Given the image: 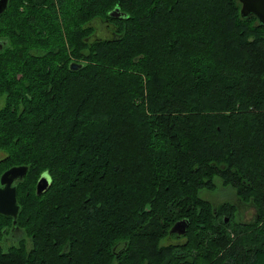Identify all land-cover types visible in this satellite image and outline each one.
I'll use <instances>...</instances> for the list:
<instances>
[{
  "label": "trees",
  "instance_id": "trees-1",
  "mask_svg": "<svg viewBox=\"0 0 264 264\" xmlns=\"http://www.w3.org/2000/svg\"><path fill=\"white\" fill-rule=\"evenodd\" d=\"M241 7L239 0H8L0 12L7 156L0 173L27 165L29 185L50 175L31 225L45 219L51 237L81 245L77 257L90 251L80 238L101 226L99 237L113 231L100 242L112 258L116 244L136 250L125 242L157 226L167 232L188 215L197 228L213 229L210 250L197 256L191 239L185 257L176 246L158 247L160 264H263L264 156L256 153H264V24ZM151 27L155 38L137 45ZM71 61L82 67L71 69ZM215 176L252 199L256 222L226 220L228 205L211 207L200 195L213 190ZM125 193L143 197L126 201ZM231 223L235 234L225 229ZM137 225L149 230L136 234ZM59 244L48 240V257ZM103 249L93 250L96 259Z\"/></svg>",
  "mask_w": 264,
  "mask_h": 264
},
{
  "label": "flooded vegetation",
  "instance_id": "flooded-vegetation-1",
  "mask_svg": "<svg viewBox=\"0 0 264 264\" xmlns=\"http://www.w3.org/2000/svg\"><path fill=\"white\" fill-rule=\"evenodd\" d=\"M97 31L99 34V29ZM6 157V152L0 149V163ZM12 166L16 165H11L0 173V189L5 188V184L1 181L2 173ZM27 173L28 171L23 178L13 181L11 185L12 187H16V199L17 204L19 205L17 215H15L14 206L5 202L7 197L5 194L6 192H9L10 187L6 188L4 191L2 190V193L4 194L2 195V202H0V204L2 207L9 209L11 213L0 212V264H112L111 260H113V264H135L134 260L138 264H143L144 261H146V263L149 262L150 264H153L151 259V255L153 256V254H151V251H155L158 247H165V249H167L168 246H176L175 253H178L180 257H185L186 254L183 247L187 244V242H189V227H191V225H196L195 220L188 215L178 218L167 232H165L164 229L159 231L156 229L152 231V233L141 231L138 236L134 238V241L139 238L140 249L143 251L137 252L136 257L135 254L137 249L124 250V245L116 244L113 247L114 256L111 258L110 245L107 242H103L102 247H99H104V249L100 253L101 255L97 256V259L93 253L94 244H91L92 246L90 245V251L87 253L86 257H77L81 245H70L67 243V239H69V237H63L60 235L51 237L49 232L50 229L45 226V219H40L38 221L39 226H37V224L31 225L34 224L32 221L34 219H32L31 216L36 213L32 210V208L34 209L36 206L44 205L41 201L43 197L42 194L43 192L45 193L48 188L45 189V191H39L38 182L41 176L31 185H29L30 183L28 182L23 183ZM222 186L227 187L223 188L220 193L223 197L225 196L223 201H221V198L219 201L214 198V202L208 197L205 198L212 201L213 206L216 208L226 207L228 205L227 209L230 213L223 214V218L228 216L229 218L227 217L226 220H233L236 224L237 222H240L244 225H250L259 219V209L256 204L253 203L252 199L247 200L242 198L243 196L240 195L232 186ZM205 191L213 192L212 190ZM22 192H25V194L22 195ZM214 194L215 193L213 192L211 197H216ZM3 197H5V199ZM22 198L25 201V204L22 203ZM24 207L26 208L25 210ZM244 209L246 211V215H250V218L246 219L243 211ZM251 209L252 213L250 214ZM215 212L217 213V211ZM181 220H184L183 225H185V231L180 232L179 230H183V227L176 226V223ZM169 221L171 222V220ZM169 221L168 223H170ZM155 222L156 221L153 220V224L156 225ZM165 222L166 221L162 218L161 223L165 224ZM174 226H176L177 229L172 231ZM146 238H150L149 247H147L146 243H144ZM50 239L55 242H60L57 255L54 259L48 257L44 249ZM64 239L66 242H62ZM135 243L136 242H128L127 244V242H125V247L134 248ZM141 246H143V248Z\"/></svg>",
  "mask_w": 264,
  "mask_h": 264
},
{
  "label": "rangeland",
  "instance_id": "rangeland-1",
  "mask_svg": "<svg viewBox=\"0 0 264 264\" xmlns=\"http://www.w3.org/2000/svg\"><path fill=\"white\" fill-rule=\"evenodd\" d=\"M93 22V25L97 28L98 27V29H99V34L98 35H100V36H106L107 37V34H109L107 31H105V28H104V26H106V25H104V23H103V21L102 20H98V21H92ZM156 22H154V24H155ZM153 24V25H154ZM153 27H151L150 28V30L151 31H148V32H146L147 33V35H145L144 33H141L142 34V38L141 37H139V36H137L136 37V39H137V41H136V43H137V45H147L146 44V42H150V41H152L153 40V38H155V32H153V29H152ZM135 36V35H134ZM3 97L1 98L0 97V107L2 106V103H3ZM256 144H257V147H258V149H262V147H263V145H262V143L261 144H258L257 142H255ZM254 143V144H255ZM256 146V145H255ZM59 148H60V146L58 147V148H56V150H55V154L56 153H58V151H59ZM250 151V150H249ZM252 151V150H251ZM251 153H253L254 154V152H251ZM257 155H261V156H264V153H261L260 151L258 152V153H256ZM71 155V154H70ZM252 155V154H251ZM248 156L247 158H245V160H246V163L245 162H243L244 164H245V168H249V166H250V162L252 161V156ZM248 159L250 160V161H248ZM62 160H68V159H62ZM238 160V165H241L242 164V162L239 160V159H237ZM126 174V173H125ZM214 181H215V184L216 185H214L215 187L213 188V192L215 193L214 195L216 196V197H211V195L213 194V192H208V191H203V192H201V191H199V194H200V192H201V194L200 195H202L203 197H208V198H210V199H212V201L214 202V198H216V199H218V201L220 200V198H221V201H223L224 199H225V196L223 197V195H220V193L222 192V190H223V188H227V187H223L222 185H224V186H226L227 185V183L225 182V181H223V179H222V177H220V176H215L214 177ZM226 183V184H225ZM126 194V193H125ZM128 194H130V195H128ZM128 194H126V197H127V199H126V201H129V199H131V200H134V199H136V200H140L142 197H143V195L142 196H138V194L137 195H135V196H133L134 194L133 193H128ZM167 196H170V195H167ZM176 196H173L172 195V198H175ZM223 197V198H222ZM134 198V199H133ZM169 199H170V197H169ZM135 201V200H134ZM210 203V206L212 207L213 206V202L212 201H210V200H208ZM125 203V202H124ZM145 203V202H144ZM72 203H70V204H68V206H70ZM126 205H130V203H126ZM76 210H78L77 208H75ZM72 211H74V210H71V212ZM244 211V214H245V217H246V219H248V218H250V215H246V211H245V209L243 210ZM81 212H78V214H80ZM252 213V209H251V211H250V214ZM75 214H76V212H75ZM88 215H90L91 216V211L89 212V214ZM174 214H170L169 216H173ZM222 216H223V214H221ZM43 218H44V216H43ZM132 218V217H131ZM132 219H130V221H131ZM207 221H208V219H206ZM229 220V219H228ZM129 221V222H130ZM214 221H215V223H220L221 221H222V218L220 217L219 219H214ZM232 222H233V220H232ZM128 223V222H127ZM234 223V222H233ZM233 223H231V224H229L228 226H226L225 225V229L228 231V233L229 232H233L232 234H235V229L236 228H233L232 226H233ZM100 224H104V223H100ZM209 224V223H208ZM101 228V226H98V227H93V230H90V231H93V232H88V234L86 235H84V236H82L80 239L82 240V243H85V245H86V243H88L89 244V246L91 245V244H93V242L95 241V238L96 239H98L97 240V242H96V244H94L93 245V247H94V250L95 249H97L98 247H102V243H100L101 242V240H104L105 238H107L108 236H107V234H111V232L113 233V231H110V230H107L108 228H110V226L108 225L107 227H105L104 229H102V231L104 232V231H106V235H101V237H99V235H98V233H100L101 232V230H99L100 228ZM157 228V231H159V230H161L162 228L160 227V226H157L156 227ZM57 229V228H56ZM106 229V230H105ZM133 230V232H135L136 234H138L139 233V231L140 230H142V229H144V230H149V228H146L145 229V225H137V226H134L133 228H132ZM234 229V230H233ZM244 229H246V228H244ZM99 230V231H98ZM98 231V232H97ZM193 234V235H192ZM215 235H214V233H213V229L211 228V227H209L208 229L207 228H202V229H199V228H197L195 225H191V227H190V231H189V235H188V238H189V240H190V242L192 241L193 243H194V246H193V248L191 247L190 248V251L191 252H193V253H196V255L197 256H201V255H203V252H206L207 250H210V244H211V242L213 241V238H215L214 237ZM99 237V238H98ZM87 239V240H86ZM133 242H136L135 244H134V248H136L137 250H139L140 249V240H139V238H138V240H136V241H133ZM144 243H146V245H147V247H149V245H150V238L149 239H147L146 238V240H144ZM92 246V245H91ZM142 248H143V246H141ZM156 253V251H151V254H153V256L151 255V259H152V261H153V264H160V262H161V260H162V257H161V255H159V254H155ZM165 256H167V254H165ZM138 261H139V258H138ZM263 264H264V262H263Z\"/></svg>",
  "mask_w": 264,
  "mask_h": 264
},
{
  "label": "water",
  "instance_id": "water-1",
  "mask_svg": "<svg viewBox=\"0 0 264 264\" xmlns=\"http://www.w3.org/2000/svg\"><path fill=\"white\" fill-rule=\"evenodd\" d=\"M242 4L241 7V15L243 17H248L250 15H255L258 19V21L262 24H264V0H239ZM8 5V0H0V12H3ZM119 12V8H115L114 11L112 12L113 15ZM71 69H78L82 67V64L79 62L71 61L70 64ZM28 171V166L27 165H16L8 168L6 171H4L1 175V181L3 184H5V188L0 189V202H2V190H6V188L10 187L9 192L5 195H7L5 202L13 205L15 208V215H17V209H18V204H17V199H16V187L11 186L13 181H16L17 179H21L24 177L26 172ZM51 177L48 173H43L39 179L38 182V189L39 191H45L51 184ZM0 212L2 213H11L9 209L4 208L0 204ZM184 220L178 221L176 223V226L178 227H183V230L180 229L179 231H185V225H183ZM174 226L172 228V231H175L177 227Z\"/></svg>",
  "mask_w": 264,
  "mask_h": 264
}]
</instances>
